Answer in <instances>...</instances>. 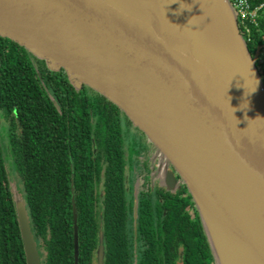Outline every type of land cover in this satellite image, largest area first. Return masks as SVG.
Instances as JSON below:
<instances>
[{
    "label": "water",
    "instance_id": "95a60500",
    "mask_svg": "<svg viewBox=\"0 0 264 264\" xmlns=\"http://www.w3.org/2000/svg\"><path fill=\"white\" fill-rule=\"evenodd\" d=\"M0 37L104 96L165 156L215 264H264V83L230 0H0ZM13 195L26 264H41ZM76 221L73 206L74 264Z\"/></svg>",
    "mask_w": 264,
    "mask_h": 264
},
{
    "label": "trees",
    "instance_id": "16d2710c",
    "mask_svg": "<svg viewBox=\"0 0 264 264\" xmlns=\"http://www.w3.org/2000/svg\"><path fill=\"white\" fill-rule=\"evenodd\" d=\"M246 2L250 9L263 4L255 21L238 26L250 55L258 53L255 65L264 83V0ZM87 89L0 37V112L9 137L7 147L0 139V264H26L3 150L20 173L18 194L41 264H74L73 206L78 264H97L100 242L102 264H214L194 202L182 195L185 186L175 194L139 190L134 219L122 112Z\"/></svg>",
    "mask_w": 264,
    "mask_h": 264
},
{
    "label": "rangeland",
    "instance_id": "374dc122",
    "mask_svg": "<svg viewBox=\"0 0 264 264\" xmlns=\"http://www.w3.org/2000/svg\"><path fill=\"white\" fill-rule=\"evenodd\" d=\"M87 90H89L88 94H90L91 93L90 89ZM122 120L125 122L122 123L124 157L126 161H128L129 159L131 160V166L134 169V174H135L134 176L132 170L131 173H128L129 180H126V185H130V186L132 185L133 190L136 192L138 189L146 190L148 188V184H144V182L142 183L138 175L145 173L143 175L144 176L143 181L146 182L149 181V171L151 167V162L149 159L150 157L149 148L152 146V144L147 140V138L144 136L143 133H140L141 131L137 127H134L133 125L129 126V123L127 122L125 117H123ZM0 139L4 147L5 146L7 147L9 145V137L7 135V120L6 117L1 112H0ZM3 152L4 155L5 153L8 155L7 158L5 156V162L8 171L9 183L11 185L13 194H16L17 192H20L22 187L20 173L17 169V166L10 152H8V150L6 151L3 150ZM133 156L142 157L143 163L139 162L138 160L135 162ZM126 169L128 171L129 169L128 164L126 166ZM163 183L165 184L164 180ZM98 190L102 193L103 191L102 183L99 184ZM186 199L189 200V197ZM188 204H190V201ZM100 207H102V204H100Z\"/></svg>",
    "mask_w": 264,
    "mask_h": 264
},
{
    "label": "flooded vegetation",
    "instance_id": "af4514ba",
    "mask_svg": "<svg viewBox=\"0 0 264 264\" xmlns=\"http://www.w3.org/2000/svg\"><path fill=\"white\" fill-rule=\"evenodd\" d=\"M89 89V88H88ZM123 117H126L123 113H120L119 114V118H120V127H121V129H122V123L124 122L123 120H122V118ZM125 123V122H124ZM130 125H132V123H129V126ZM128 126V127H129ZM135 129V128H134ZM140 132V131H139ZM140 133H142V132H140ZM155 149H157L156 147H154L153 145L149 148V153H150V157H149V159H150V162H151V167H150V171H149V181L148 182H146V181H143L144 180V174L145 173H143V174H141V175H138L139 176V179L141 180V182L143 183L144 182V184H148V188L145 190V191H150L151 193H155L156 192V190H158L159 188H161L162 190H163V192H168V193H171V194H175L177 191H179V190H181L185 185H184V183H183V181L177 176V174L176 173H174V175H175V177H176V180H177V183H178V186H176L174 189H168V188H166V186H165V184L163 183V180H164V178H165V174H166V172L168 171V170H171V171H173V168H172V166L170 165V163L168 162V161H166V165H165V173H164V176H163V180L162 181H160V180H158V178L156 177V174H157V171H158V160H157V158L156 157H154V155L152 156V154H153V151L155 150ZM133 158H134V161L136 162L137 160L139 161V162H141V163H143V158L142 157H139V156H136V157H134L133 156ZM128 162V161H127ZM160 164H161V162H159ZM128 165H129V170H132L133 171V175L135 176V174H134V169L132 168V166L130 167V164L129 163H127ZM128 173H130V172H126V175H128ZM151 175V176H150ZM129 178V177H128ZM186 188V187H185ZM139 190H142V189H138L137 190V192L139 191ZM137 192L136 191H134L133 190V196H134V202L136 201V197H137ZM188 191H187V189H186V191L185 192H183L182 193V195L184 196V197H187V195H188ZM196 207V206H195ZM189 212H190V214H191V216H193L194 214H193V209H189ZM198 212V211H197ZM136 216H137V207H136ZM133 217H134V204H133ZM135 219V218H134ZM204 234H205V232H204ZM206 237V236H205ZM207 238V237H206ZM207 240V239H206ZM41 261V260H40ZM178 262V261H177ZM177 262H176V264H177ZM215 264V263H214Z\"/></svg>",
    "mask_w": 264,
    "mask_h": 264
},
{
    "label": "built area",
    "instance_id": "2783aa9c",
    "mask_svg": "<svg viewBox=\"0 0 264 264\" xmlns=\"http://www.w3.org/2000/svg\"><path fill=\"white\" fill-rule=\"evenodd\" d=\"M230 3L232 5L234 14L236 16L239 25L242 24L247 19H249L250 21H255L257 10L263 5L261 4L259 7L255 9H250L246 0H230ZM246 32L249 33L248 27L246 28ZM153 155L158 160V171L156 177L158 178V180L162 181L165 173V165L167 159L158 149H155L153 151L152 156ZM159 162H161V164Z\"/></svg>",
    "mask_w": 264,
    "mask_h": 264
},
{
    "label": "clouds",
    "instance_id": "9594fccd",
    "mask_svg": "<svg viewBox=\"0 0 264 264\" xmlns=\"http://www.w3.org/2000/svg\"><path fill=\"white\" fill-rule=\"evenodd\" d=\"M253 91H255V90H253ZM257 118L264 119V118H261V117H259V116H258ZM257 118H256V119H257Z\"/></svg>",
    "mask_w": 264,
    "mask_h": 264
}]
</instances>
